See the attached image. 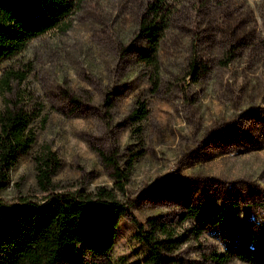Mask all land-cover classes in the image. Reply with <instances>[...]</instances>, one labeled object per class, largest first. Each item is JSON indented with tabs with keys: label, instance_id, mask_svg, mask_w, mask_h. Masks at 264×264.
<instances>
[{
	"label": "rangeland",
	"instance_id": "rangeland-1",
	"mask_svg": "<svg viewBox=\"0 0 264 264\" xmlns=\"http://www.w3.org/2000/svg\"><path fill=\"white\" fill-rule=\"evenodd\" d=\"M143 24L160 28L153 66L139 59ZM138 103L147 116L134 122ZM9 108L30 115L35 142L2 202L45 198L35 160L49 149L56 193L105 188L127 208L105 261L143 262L135 234L155 219L178 236L175 264H216L212 254L249 264L188 208L234 204L241 226L264 232V0H76L0 64V112Z\"/></svg>",
	"mask_w": 264,
	"mask_h": 264
},
{
	"label": "trees",
	"instance_id": "trees-1",
	"mask_svg": "<svg viewBox=\"0 0 264 264\" xmlns=\"http://www.w3.org/2000/svg\"><path fill=\"white\" fill-rule=\"evenodd\" d=\"M75 1L0 0V64L21 53L31 40L56 28L74 10ZM143 32L150 49L139 59L153 66L160 28L143 24ZM197 71L196 64L190 62L189 75L196 78ZM11 76L4 74L5 87ZM146 116L145 105L138 103L130 119L139 122ZM31 121L22 109L0 112V193L9 187V173L18 158L27 155L35 142ZM35 164L37 186L45 198L22 199L17 204L0 200V264H111L105 260L112 252L119 221L127 212L125 205L105 188L92 193H56L51 176L59 163L49 149ZM115 174L123 180L120 172ZM188 217L218 226L230 238L232 255L238 260L264 264V232L256 239L241 226L234 204L217 210L189 207ZM145 225L137 227L135 239L147 248L148 256L134 264H175L178 236L171 226L155 219H148ZM211 257L216 264L227 261L226 256Z\"/></svg>",
	"mask_w": 264,
	"mask_h": 264
}]
</instances>
